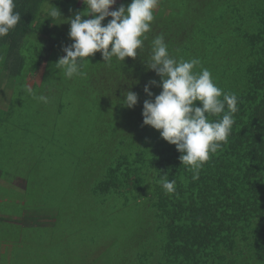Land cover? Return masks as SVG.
<instances>
[{
	"label": "trees",
	"instance_id": "1",
	"mask_svg": "<svg viewBox=\"0 0 264 264\" xmlns=\"http://www.w3.org/2000/svg\"><path fill=\"white\" fill-rule=\"evenodd\" d=\"M61 1L54 6L60 12L85 10L82 0ZM14 2L21 20L0 38V56L5 58L13 82L16 76H32L24 73L31 66L35 75L44 63L34 86L36 93L60 101L55 102L59 105L54 112L62 114L67 105L76 103L77 110H95L96 124L102 125L101 112L109 109L110 117L123 129L121 141L127 148L117 150L90 190L99 206L115 203L121 194L125 207L140 195L146 200L154 220L153 233L160 231L161 235L158 241L156 235L148 252L142 245L143 253L132 256L140 264H264V0H159L148 40L135 59L126 57L121 63L113 58L109 67L96 52L85 58L90 63L82 69L87 76L72 79L65 78L55 64L65 54L63 48L73 41L60 43L61 37L51 34L57 18L39 11L44 0ZM130 2L120 0L116 6ZM40 15L44 17L40 19ZM110 19L106 17L102 25ZM159 34L164 35L170 55L198 58L220 88L238 97L227 143L211 155L196 180L181 165L175 145L163 140L158 130L143 125V102L161 91L160 78L143 63L149 57L151 40ZM150 80L157 82L150 86L153 97L143 91ZM129 90L138 96L131 109L119 101ZM41 103L40 108L49 109ZM162 176L176 181L174 194L164 193L159 183ZM99 195L109 196L108 202L102 199L98 203L95 197ZM41 241L42 250L51 253L45 254L53 256L44 263L68 264L65 258L72 253L73 240L68 239L61 251L45 245L50 239ZM58 250L64 254L59 260L55 256ZM101 257L92 264H125L128 259V255L118 254ZM77 259L69 264L84 262L83 256Z\"/></svg>",
	"mask_w": 264,
	"mask_h": 264
},
{
	"label": "rangeland",
	"instance_id": "2",
	"mask_svg": "<svg viewBox=\"0 0 264 264\" xmlns=\"http://www.w3.org/2000/svg\"><path fill=\"white\" fill-rule=\"evenodd\" d=\"M166 1L170 3L173 0ZM48 2L55 6L62 1ZM48 8L47 0H44L39 11L45 15ZM116 8L115 4L110 10ZM60 13L61 19L57 18L55 28L51 26V34L54 32L61 37L60 43H67L71 39L68 36L70 25L66 21L74 13L62 9ZM44 15H40V19ZM25 52H28L27 48ZM32 67L24 69V73L32 76L27 79L16 76L14 82L12 79L8 91L4 92L6 101L0 102V167L19 177L21 183H27L26 191L20 194L21 199L15 190L2 191L0 188L3 193L0 195V214L16 211L27 198V205L31 207L32 196L37 195L38 208L43 207L48 218H40L39 222L28 225L30 230L19 234L23 238V247L16 245L19 237L10 227L14 249L24 256L22 262L14 264H46L44 260H52L53 256L47 255L51 253L41 248L42 238L50 239L45 245L58 248L67 246L68 239L73 240L72 253L65 258L68 264L82 256V264H92L95 258L101 261V256L115 254L128 255L125 264H140L132 255L143 253L142 245H146L145 251L148 252L156 235L157 241L161 235L160 231L153 233L154 220L150 208L145 205L146 200L140 199L141 195L136 200L128 195L132 199L125 207V195L121 194L115 203L103 204L102 207L94 202L90 190L118 154L117 150L127 148V143L121 141L122 127L118 126L117 119L110 117L112 110L109 109L101 112L102 125L100 123L99 126L95 110L89 107L77 110L76 103H71L62 110V114L54 112L59 105L55 102L60 101L51 95L46 103L49 109L40 108L42 103L28 95L23 87L27 84L36 93L34 85L40 81L44 63L35 75ZM6 70L5 58L0 56V78ZM108 198L99 195L95 200L108 202ZM35 207L36 204L32 206ZM60 251L55 256H64ZM43 253L47 254L39 255Z\"/></svg>",
	"mask_w": 264,
	"mask_h": 264
},
{
	"label": "clouds",
	"instance_id": "3",
	"mask_svg": "<svg viewBox=\"0 0 264 264\" xmlns=\"http://www.w3.org/2000/svg\"><path fill=\"white\" fill-rule=\"evenodd\" d=\"M82 2L85 10L66 21L70 25L68 36L73 43L63 48L65 54L55 64L67 79L86 77L87 73L82 69L89 62L85 58L96 52L101 53L104 64L109 67L113 58L121 63L126 57L135 59L138 50L144 49L155 19L154 10L159 5V0H131L127 6L120 5L110 10L116 0ZM47 3L46 14L61 19L60 11L48 0ZM15 7L14 0H0V38L5 37L21 20ZM106 17L111 19L102 25ZM143 63L160 78L158 86L161 88L154 99L143 102V125L158 130L163 140L175 145L180 153L181 165L196 180L211 155L227 143L235 123L234 114L238 112V97L220 88L210 70L202 67L198 58L185 60L170 55L163 34L151 40L149 57ZM156 85L155 80H150L143 89L144 93L153 97L150 86ZM23 87L37 101L48 103L47 96L36 95L27 84ZM124 93L120 103L133 108L138 101L137 94L130 90ZM197 101L201 106L196 105ZM159 183L166 195L175 193L174 179L162 176Z\"/></svg>",
	"mask_w": 264,
	"mask_h": 264
},
{
	"label": "crops",
	"instance_id": "4",
	"mask_svg": "<svg viewBox=\"0 0 264 264\" xmlns=\"http://www.w3.org/2000/svg\"><path fill=\"white\" fill-rule=\"evenodd\" d=\"M43 36L44 35L40 36V38L43 39ZM11 73L12 72L9 70L2 72V77L0 78V102L6 101L4 92L8 91L9 84L12 82L13 76L11 78ZM18 179L19 177L12 176L6 169L0 172V188L2 191H9V188L10 190H15L17 193L16 196L21 199L20 194H23L24 191H26L27 183H21ZM2 191H0V195L3 194ZM37 199H39L37 195L32 196V206L36 204L35 208L27 205V198L22 204L23 207L20 206L16 211H11L9 214H0V264H14L23 261L24 256L22 253H18L14 249L11 231L9 230L12 228L16 232L19 237L18 241L21 242V244L18 242L16 245L23 247V238L19 234H23L31 223L39 222V219L42 217L46 219L45 210L42 209L43 207L38 208ZM44 254L45 253L39 255ZM57 259L59 260L58 256Z\"/></svg>",
	"mask_w": 264,
	"mask_h": 264
}]
</instances>
